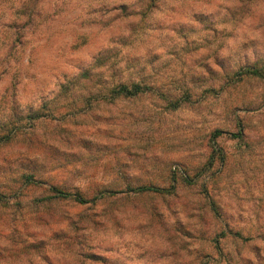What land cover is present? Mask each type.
Wrapping results in <instances>:
<instances>
[{"label":"rangeland","instance_id":"rangeland-1","mask_svg":"<svg viewBox=\"0 0 264 264\" xmlns=\"http://www.w3.org/2000/svg\"><path fill=\"white\" fill-rule=\"evenodd\" d=\"M263 63L264 0H0V124L48 114L0 142V264H264V79H227Z\"/></svg>","mask_w":264,"mask_h":264},{"label":"trees","instance_id":"trees-1","mask_svg":"<svg viewBox=\"0 0 264 264\" xmlns=\"http://www.w3.org/2000/svg\"><path fill=\"white\" fill-rule=\"evenodd\" d=\"M248 77H253V78H259V79H264V63L263 64H249V65H245L243 67H241L237 72H235L234 74L231 75H227V79L230 80L231 83L233 82H241L243 79L248 78ZM143 82H139V83H135V82H130V83H120L119 85H117L116 87H114L112 90H110L109 92H107V94L103 95V96H99L102 99H118V98H125V99H131V98H135L139 95L145 94L148 91H151L152 88L150 86L147 85H143ZM101 95V94H99ZM181 106V101H177L174 104H172V107L174 109H177L178 107ZM42 111H46L47 110H43L41 109V111H36V112H28L25 116H21L19 117L17 114H13L10 118H7L6 122H2V124H0V134H6L4 136L0 137V142L3 141H9L15 130L16 127H20L18 125H22V121H27L30 122L31 124L43 117H47L48 114L46 112ZM245 126L240 125L239 126V130L237 133L232 134V137L234 139H238L240 141H244L246 139L245 136ZM225 132L222 131H217L214 135V137H220L222 134H224ZM221 160L222 163H224L225 161V156L223 153V150H220L218 148H214L213 152L210 156V159L208 161V163L206 164V166H204L203 168H201V172H199L197 174L196 177H200L202 175H207L209 172L212 171V169L215 166L216 160ZM194 178H189V176H186L183 178L184 182L188 185L193 184ZM26 180L34 186H39V185H43V182H39L37 180L34 179L33 176H28L26 178ZM178 183V179L176 178V174L174 171H172V180H171V184L168 188H162L160 186H156V185H141V186H133V187H128L126 189V192L129 194H136V195H144V194H171L172 192H174L175 188H176V184ZM48 192L53 194V198H59V199H72L74 200L76 203L81 204V205H85L88 204L90 202H92L91 200L86 199L84 196H82L79 193H71L68 192L66 190H63L61 188H58L56 186H48ZM120 192H101L100 194L96 195L95 198L93 199V201L95 200H101L104 199L106 197H115L119 194ZM207 200H208V204L209 207L211 209V211L216 215V216H220V212H219V208L217 206V204L215 203V201L208 195L207 196ZM229 231V232H228ZM227 232V233H226ZM226 236H232L234 238H241L243 239V235L240 232H233L232 230H227L225 232H223L222 237H226ZM255 238H261L264 240V235L263 234H257V236ZM254 239V238H252ZM84 238L82 239L80 236H70L69 238L67 237L64 243V246L67 247L70 251V253H72L75 257H84ZM216 243H219V240L216 241ZM100 256H97L95 254H91L88 256V258L98 262V260H100L101 258H99ZM74 264H83L81 262H75Z\"/></svg>","mask_w":264,"mask_h":264}]
</instances>
